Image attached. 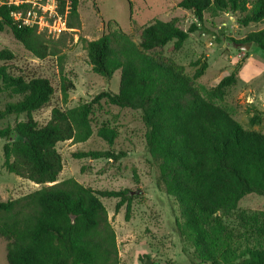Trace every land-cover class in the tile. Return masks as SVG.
Instances as JSON below:
<instances>
[{
	"label": "trees",
	"instance_id": "16d2710c",
	"mask_svg": "<svg viewBox=\"0 0 264 264\" xmlns=\"http://www.w3.org/2000/svg\"><path fill=\"white\" fill-rule=\"evenodd\" d=\"M79 0H63L60 12L67 16V28L80 27ZM28 4L0 5V27H8L14 38L39 59L59 52L36 26L26 27L12 14L27 10ZM179 7L191 11L197 23L184 30L178 19L155 20L142 29L136 43L121 28L95 40L81 39L92 71L104 78L120 72L118 93L103 92L94 102L72 109L55 107L51 119L39 127L32 114L47 106L55 95L51 81L14 75L8 63L14 53L0 49V89L18 96L0 111V120L26 114L27 120L0 128L4 145L3 168L11 174L43 187L33 193L4 202L0 196V237L8 241V264H120L116 233L100 197L131 200L125 191H96L75 179L58 182L63 160L59 143H85L95 133L93 106L101 100L122 109L138 110L148 128V151L159 172V186L181 208L183 223L178 232L192 242L194 264H264V221L255 226L242 247L223 220L237 210L251 194L264 197V133L245 129L231 109L219 105L227 91L238 82L242 64L211 89L196 84L208 69L196 62L189 77L183 66L162 55H152L174 42L182 49L190 35L201 28L206 14L238 13L239 25L247 27L264 21V0H182ZM130 10L132 5L130 3ZM233 46H256L264 53V28L241 40L228 38ZM74 84L62 79L61 94L68 101ZM251 123H260L253 116ZM98 137L112 146L118 131L102 126ZM76 158L118 161L125 154L111 150L75 154Z\"/></svg>",
	"mask_w": 264,
	"mask_h": 264
},
{
	"label": "rangeland",
	"instance_id": "374dc122",
	"mask_svg": "<svg viewBox=\"0 0 264 264\" xmlns=\"http://www.w3.org/2000/svg\"><path fill=\"white\" fill-rule=\"evenodd\" d=\"M21 1L28 4L27 10H22L23 15L31 12V17L38 22L39 32L45 34L59 52L56 56L39 59L14 38L8 27H0V49L8 48L15 55V60L8 63L10 72L27 79L46 78L54 86V99L32 114L39 127L49 122L55 107L72 109L94 102L103 92H119L120 72L109 79L95 74L81 39L95 41L103 33L119 27L139 43L142 29L155 20L169 22L178 19L184 30L197 23L191 11L179 7L182 0H79L80 27L68 29L67 16L60 12L63 0H0V5L15 2L21 6ZM253 1L249 0L250 4ZM240 17V14L231 12L216 18L206 14L201 28L190 35L181 50H174L172 42L150 54L173 59L184 67L189 77H193L198 68L196 62L207 63L205 74L196 80L199 88L205 89L217 86L242 64L238 82L227 91L222 103H216L231 109L245 129L264 133V53L256 46L245 51L244 47H235L228 40H241L250 32L264 28V21L242 27L238 23ZM63 78L74 84L67 102L63 101L61 94ZM19 99L0 89V111ZM253 116H257L260 123H251ZM91 118L95 133L87 142L67 141L57 145L63 160L58 182L72 178L96 191L128 192L131 200L129 220L126 219L127 204L117 212L120 199L100 197L116 233L120 264H146L149 260L152 264L197 262L192 242L178 232V226L183 223L181 208L159 186V172L147 148L148 128L141 111L122 109L101 100L93 106ZM26 120V114L9 116L0 120V128L13 127ZM102 126L118 131V138L112 146L98 137L96 131ZM5 144L6 140L0 139V196L4 202L43 187L3 168ZM107 150L123 153L125 157L114 161L74 156ZM255 217L264 221V197L254 194L244 197L236 211L223 215L225 224L236 236H245L238 240L242 247L253 246L252 240L246 241V238L254 231ZM7 247L8 241L0 237V264H8Z\"/></svg>",
	"mask_w": 264,
	"mask_h": 264
},
{
	"label": "built area",
	"instance_id": "2783aa9c",
	"mask_svg": "<svg viewBox=\"0 0 264 264\" xmlns=\"http://www.w3.org/2000/svg\"><path fill=\"white\" fill-rule=\"evenodd\" d=\"M20 3H21V5L27 4V3L24 4L22 1ZM3 4L19 6L15 2L2 3V5ZM25 12H27V11H25ZM12 16L17 22H20L21 25L26 26V27H33V26H36L38 24V22L36 21V18H32L31 17V12L30 11H28L27 15H23V11L22 10L21 11H17V12H14L12 14ZM252 65L254 66L255 63H252Z\"/></svg>",
	"mask_w": 264,
	"mask_h": 264
},
{
	"label": "water",
	"instance_id": "95a60500",
	"mask_svg": "<svg viewBox=\"0 0 264 264\" xmlns=\"http://www.w3.org/2000/svg\"><path fill=\"white\" fill-rule=\"evenodd\" d=\"M243 50L248 51V50H250V47H249V46H245V47L243 48ZM146 264H152V262L149 260V261H147Z\"/></svg>",
	"mask_w": 264,
	"mask_h": 264
},
{
	"label": "crops",
	"instance_id": "0c3cea01",
	"mask_svg": "<svg viewBox=\"0 0 264 264\" xmlns=\"http://www.w3.org/2000/svg\"><path fill=\"white\" fill-rule=\"evenodd\" d=\"M252 65V64H251ZM252 103V102H251Z\"/></svg>",
	"mask_w": 264,
	"mask_h": 264
}]
</instances>
